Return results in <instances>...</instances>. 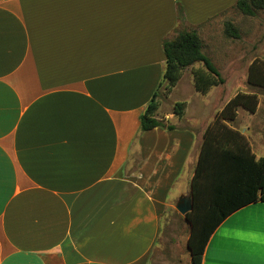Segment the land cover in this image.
Returning a JSON list of instances; mask_svg holds the SVG:
<instances>
[{
	"label": "crops",
	"instance_id": "crops-1",
	"mask_svg": "<svg viewBox=\"0 0 264 264\" xmlns=\"http://www.w3.org/2000/svg\"><path fill=\"white\" fill-rule=\"evenodd\" d=\"M224 7L0 0V264H151L162 219L189 193L204 133L230 98L203 118V100L186 102L145 132L139 118L154 94L161 102L163 43L183 26L200 32ZM237 118L227 125L264 157V122L241 130ZM261 209L228 216L201 264L226 251L258 259Z\"/></svg>",
	"mask_w": 264,
	"mask_h": 264
},
{
	"label": "trees",
	"instance_id": "trees-1",
	"mask_svg": "<svg viewBox=\"0 0 264 264\" xmlns=\"http://www.w3.org/2000/svg\"><path fill=\"white\" fill-rule=\"evenodd\" d=\"M233 8L244 16H254L264 9V0H237ZM224 34L238 38L233 23H224ZM165 56L163 81L167 91L177 85L182 72L197 63L192 71L194 89L205 95L224 79L211 60L202 52V40L195 28L183 26L174 37L162 45ZM249 85L264 89V61L254 59L248 67ZM156 94L141 114L140 131L145 132L165 124L156 118ZM258 105L256 93L238 92L215 115L204 133L203 144L191 180L192 210L185 215L190 224L187 248L190 264H201L204 249L216 228L232 213L257 201H264V157L256 159L247 139L227 123L237 117V109L254 114ZM184 102H177L173 114L182 116ZM172 129L171 126H166Z\"/></svg>",
	"mask_w": 264,
	"mask_h": 264
},
{
	"label": "rangeland",
	"instance_id": "rangeland-1",
	"mask_svg": "<svg viewBox=\"0 0 264 264\" xmlns=\"http://www.w3.org/2000/svg\"><path fill=\"white\" fill-rule=\"evenodd\" d=\"M218 1L225 6L219 15L220 19L209 23L198 33L202 40L203 54L219 71H222L224 83L208 91V95H202L194 89L192 71L195 69H188L176 88L173 87L167 91L165 85L161 89V102L157 101L156 117L159 114L173 113L177 102H184L186 107V102L191 101L194 104L200 99L205 105L201 113L203 118L227 99L241 92L256 93L258 105L254 114L239 107L234 126L242 130L250 123L264 122V89L253 87L247 82L250 63L254 59L264 61V9L257 11L254 16H244L233 8L237 0ZM226 21L233 23L237 28L238 38H230L224 34ZM221 53L233 54L237 58L220 59L217 56ZM187 195H191V189ZM189 234L190 224L185 216L180 215L176 210L169 209L161 222V237L153 251L151 264H190V253L187 248Z\"/></svg>",
	"mask_w": 264,
	"mask_h": 264
},
{
	"label": "snow or ice",
	"instance_id": "snow-or-ice-1",
	"mask_svg": "<svg viewBox=\"0 0 264 264\" xmlns=\"http://www.w3.org/2000/svg\"><path fill=\"white\" fill-rule=\"evenodd\" d=\"M262 241L259 258H251L244 252L226 251L222 259L212 260L210 254V264H264V209L260 211Z\"/></svg>",
	"mask_w": 264,
	"mask_h": 264
},
{
	"label": "water",
	"instance_id": "water-1",
	"mask_svg": "<svg viewBox=\"0 0 264 264\" xmlns=\"http://www.w3.org/2000/svg\"><path fill=\"white\" fill-rule=\"evenodd\" d=\"M192 207H193L192 206V196L185 195V196H181L178 199L175 209L180 215L185 216L188 212L192 210Z\"/></svg>",
	"mask_w": 264,
	"mask_h": 264
}]
</instances>
